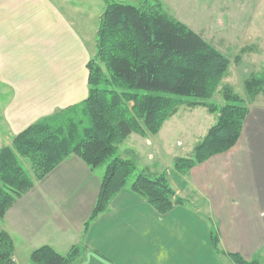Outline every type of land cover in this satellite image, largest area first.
<instances>
[{
    "label": "trees",
    "instance_id": "trees-1",
    "mask_svg": "<svg viewBox=\"0 0 264 264\" xmlns=\"http://www.w3.org/2000/svg\"><path fill=\"white\" fill-rule=\"evenodd\" d=\"M103 1L96 53L87 62L86 97L52 117L27 125L9 145L0 147V222L34 181L42 180L66 157L77 156L91 170L109 158L94 206L84 222L87 227L137 168L134 158L114 156L124 138L132 132L156 134L179 105L206 108L216 115L215 122L195 144L191 156L174 158L176 173L183 176L195 165L234 146L248 113L247 103L263 93L264 79L259 76L244 81L247 103L230 85L222 84L229 58L165 13L158 3L135 6ZM216 92L222 104L209 101ZM20 159L28 161L31 176ZM129 189L158 213L184 203L164 174L139 172ZM211 245L234 264H259L238 252L219 250L213 233ZM81 250L79 245H72L66 254H60L43 244L31 250L29 260L32 264H74ZM0 264H15L12 237L1 227Z\"/></svg>",
    "mask_w": 264,
    "mask_h": 264
},
{
    "label": "crops",
    "instance_id": "crops-1",
    "mask_svg": "<svg viewBox=\"0 0 264 264\" xmlns=\"http://www.w3.org/2000/svg\"><path fill=\"white\" fill-rule=\"evenodd\" d=\"M1 11L0 86L9 87L14 82L19 85L6 74L10 68V32L16 31L19 37L21 33L12 29L5 9ZM52 84L40 94L50 110L38 115L32 111L44 104L34 102L28 110L26 96L16 91L7 98L0 90V147L9 145L13 136L37 116L58 110L54 106L59 92ZM256 102L248 103L234 146L178 177L176 195L192 204L175 205L163 214L124 187L84 227L100 179L77 156L66 157L46 177L34 181L1 221L11 236L14 231L28 241L27 259L20 261L15 251V264H32L28 260L30 250L43 244L66 250L65 254L72 245H79L82 250L74 264H233L214 250L211 233L217 236L219 250L238 252L264 264V102ZM145 138L142 146L151 145L150 137ZM179 143L185 144L177 140V147ZM41 233L44 240L48 239L42 241L45 243H38Z\"/></svg>",
    "mask_w": 264,
    "mask_h": 264
},
{
    "label": "rangeland",
    "instance_id": "rangeland-1",
    "mask_svg": "<svg viewBox=\"0 0 264 264\" xmlns=\"http://www.w3.org/2000/svg\"><path fill=\"white\" fill-rule=\"evenodd\" d=\"M109 1L135 6L158 3L160 8L173 19L200 34L229 58L230 64L222 84L230 85L234 92L246 99V103L248 96L244 81L250 76L264 79V0ZM3 8L5 18L11 21L13 30L19 29L21 37L16 31L10 32V68L6 70V74H9L13 80L16 79L19 85L14 82L15 84L9 87L0 86V90L5 91L7 98L13 97L17 92L26 96L28 110L32 109L30 106L34 102L44 104L36 106L32 113L45 114L50 107L45 104L40 94L44 93L43 90L48 88V84L56 80V84H52V87L55 86L59 92L57 104L54 106L58 110H53L48 116H37L33 122L52 117L68 105L79 104L88 93L87 62L96 53V31L105 2L103 0H0V23ZM6 45L5 42V47ZM18 64H20L19 68H17ZM67 91L69 93L66 97ZM72 93L74 97L71 96ZM263 93L260 92L255 97L256 103L264 102ZM209 101L216 104L223 103L219 92H216ZM215 120L216 115L209 113L202 106L191 108L179 105L175 113L163 122L156 134L141 135L132 132L124 138L117 146L114 156L132 157L137 167L125 185V188L128 187L126 190H129V185L139 172L151 176L164 174L173 190L177 189L175 184L178 183V173L174 168V158L191 156L193 147ZM145 137H150L151 145L144 147L142 144L146 143ZM167 137L169 140L166 139ZM177 140L185 144L179 143L177 147ZM108 160L109 158L94 169V176L101 178ZM20 162L31 176L28 161L20 159ZM184 204H192V202L185 201ZM41 235L43 234H40L42 240L38 243L48 241V239L44 240L45 235L42 237ZM11 237L16 257L22 262L25 261L30 249L27 246L28 241L14 231ZM55 250L60 254H65L66 251Z\"/></svg>",
    "mask_w": 264,
    "mask_h": 264
}]
</instances>
